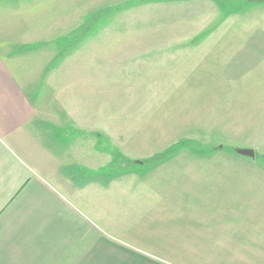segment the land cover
<instances>
[{
  "label": "rangeland",
  "instance_id": "rangeland-1",
  "mask_svg": "<svg viewBox=\"0 0 264 264\" xmlns=\"http://www.w3.org/2000/svg\"><path fill=\"white\" fill-rule=\"evenodd\" d=\"M208 1L26 2L11 26L14 37L4 33L0 48L16 49L21 37L42 39L40 50L8 61L12 74L43 96L51 93L46 84H64L77 109L90 111L91 148L108 153L105 158L87 145L86 161L97 166L113 162L115 154L123 161L148 160L129 164L128 171H100L109 180L136 172L131 187L152 186V195L172 197L136 204L146 214L154 204L155 222L146 226L155 230L150 243L181 228L187 245L170 250L178 257H209L212 250L229 262L243 256L249 259L244 264H264V0ZM48 53L53 62L46 76ZM238 150H253L255 157ZM167 151L158 162L155 157ZM120 183L127 184V177ZM119 189L103 202L94 192L77 195L76 207L92 224L115 228L116 220L130 218L123 206L131 191ZM177 195L187 201H174ZM178 203L185 205L175 210ZM228 211L243 214L236 233L228 227L236 218ZM208 228L219 229L222 244L196 247L198 232Z\"/></svg>",
  "mask_w": 264,
  "mask_h": 264
},
{
  "label": "crops",
  "instance_id": "crops-1",
  "mask_svg": "<svg viewBox=\"0 0 264 264\" xmlns=\"http://www.w3.org/2000/svg\"><path fill=\"white\" fill-rule=\"evenodd\" d=\"M37 1L0 0V42L8 38L4 33L9 34V38L14 37L10 30H15V27L11 26H15L18 12L27 6L26 2L31 4ZM189 1L202 0H169L170 3ZM36 36L32 39L21 37V42L17 44L18 47L22 44L20 48H10L7 51L0 48V264L248 262L249 259L243 256L238 259L231 257V262L223 257L218 259V256L214 257L212 250L207 253L209 257L203 254L190 260L176 256L170 250L187 245V232L181 228L168 232L167 237L156 244L149 242L150 234L154 236L155 230L146 226L155 222L154 204L150 203L149 209L152 211L148 214L142 213L144 208L136 204L139 201L145 203V200L152 202L153 197L167 196V201L172 200V197L167 194L152 195V186L144 188L136 184L137 187H131L132 182L137 180L136 172L116 173L113 180L103 178L102 172L104 176L106 172L100 170L107 171L111 167V161L104 159L105 162L97 166H93L90 160L86 161L85 147L89 145L91 148L93 134L91 113H82L77 109V100L71 97L73 95L66 94L68 92L64 90V84H46L52 87L49 95L52 96L51 99L40 95V89L36 92L33 84H18L19 80L12 74L11 63L8 61L20 54L40 50L37 42L42 39L38 40ZM46 57L49 59L44 70L46 73H43L47 76L52 72L49 66L53 61L49 53ZM55 104L61 106L59 112L54 107ZM91 150L105 158L108 153L107 149L105 151L96 144ZM90 155L89 149L88 157ZM125 177L128 183L121 184L120 179ZM130 180H133L131 184ZM118 189L121 194L125 190L131 191L126 195L129 201L123 206L130 213V218L126 222L116 220L113 224L115 228H109L107 224H92L76 207L77 195L84 197L94 192L103 202L104 199L108 201V195H114L113 192ZM174 201L186 202L187 198L185 195H177ZM170 205L167 203L168 207ZM184 205L185 203H178L175 210ZM228 215L236 217L228 222V227L236 233L235 223L240 221L238 218L243 214L228 211ZM141 227L146 229H140ZM208 230L202 236L198 232L196 247L213 249L215 242L222 244L218 240L219 229ZM177 236L179 241H176ZM227 242L231 240L228 238ZM225 244L227 247L228 244ZM260 260H264V255Z\"/></svg>",
  "mask_w": 264,
  "mask_h": 264
},
{
  "label": "trees",
  "instance_id": "trees-1",
  "mask_svg": "<svg viewBox=\"0 0 264 264\" xmlns=\"http://www.w3.org/2000/svg\"><path fill=\"white\" fill-rule=\"evenodd\" d=\"M170 154H171L170 151H167V152L163 153L162 155L157 156L155 158L160 160L158 162H162ZM114 156L115 157L113 159L111 167L115 168L116 170L120 169L122 171H125V170L128 171L127 169H130L129 167H131L129 164H132V166H133V165H146L148 163V160L142 161V162H129V160L123 161L124 159L122 158L121 155L115 154ZM120 160H122V162H120Z\"/></svg>",
  "mask_w": 264,
  "mask_h": 264
},
{
  "label": "water",
  "instance_id": "water-1",
  "mask_svg": "<svg viewBox=\"0 0 264 264\" xmlns=\"http://www.w3.org/2000/svg\"><path fill=\"white\" fill-rule=\"evenodd\" d=\"M237 153L239 155L245 156V157H250V158H254L255 157V153H254L253 150H238Z\"/></svg>",
  "mask_w": 264,
  "mask_h": 264
}]
</instances>
